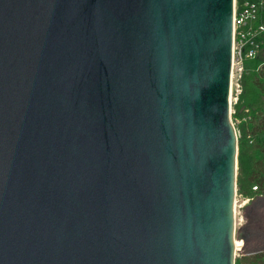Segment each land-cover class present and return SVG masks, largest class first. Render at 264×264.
I'll return each mask as SVG.
<instances>
[{
    "label": "water",
    "instance_id": "1",
    "mask_svg": "<svg viewBox=\"0 0 264 264\" xmlns=\"http://www.w3.org/2000/svg\"><path fill=\"white\" fill-rule=\"evenodd\" d=\"M234 0H0V264H235Z\"/></svg>",
    "mask_w": 264,
    "mask_h": 264
},
{
    "label": "trees",
    "instance_id": "2",
    "mask_svg": "<svg viewBox=\"0 0 264 264\" xmlns=\"http://www.w3.org/2000/svg\"><path fill=\"white\" fill-rule=\"evenodd\" d=\"M263 61L264 46L257 58L246 61L243 91L236 104L237 110L242 104L246 105L239 129L237 174L238 193L245 197L264 196V109L252 108L257 94H264ZM238 244L239 248L241 245ZM235 264H264V249L241 253L236 257Z\"/></svg>",
    "mask_w": 264,
    "mask_h": 264
},
{
    "label": "built area",
    "instance_id": "3",
    "mask_svg": "<svg viewBox=\"0 0 264 264\" xmlns=\"http://www.w3.org/2000/svg\"><path fill=\"white\" fill-rule=\"evenodd\" d=\"M264 46V0H234L233 3V55L231 67V105L233 90L242 92V77L246 70V61L257 58ZM264 65V61L261 66ZM237 100V98H235ZM243 199L239 207L251 201L238 193L235 194V216L238 200Z\"/></svg>",
    "mask_w": 264,
    "mask_h": 264
},
{
    "label": "rangeland",
    "instance_id": "4",
    "mask_svg": "<svg viewBox=\"0 0 264 264\" xmlns=\"http://www.w3.org/2000/svg\"><path fill=\"white\" fill-rule=\"evenodd\" d=\"M243 91V87H242ZM236 90H233V106L231 109V121L237 135L240 134V126L243 122L242 112L246 110V105L242 104L237 110L236 104L239 102V97ZM237 98V100H235ZM252 108L264 109V94L258 93L255 97V101L252 104ZM252 200L244 204L243 207L239 205L243 204V199L238 200L237 210L235 216V233L234 239L236 246V256L243 252H254L264 249V196L249 197ZM235 213V210H234ZM242 240V241H240ZM238 243L240 250H238Z\"/></svg>",
    "mask_w": 264,
    "mask_h": 264
},
{
    "label": "bare ground",
    "instance_id": "5",
    "mask_svg": "<svg viewBox=\"0 0 264 264\" xmlns=\"http://www.w3.org/2000/svg\"><path fill=\"white\" fill-rule=\"evenodd\" d=\"M234 210H235V207H234ZM235 214V213H234ZM236 240V239H235ZM236 243H235V241H234V245H235ZM238 247V246H237ZM235 250H236V246H235ZM238 250H240V248H238Z\"/></svg>",
    "mask_w": 264,
    "mask_h": 264
}]
</instances>
